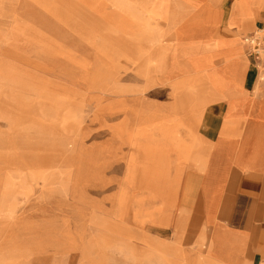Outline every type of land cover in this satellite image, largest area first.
I'll return each instance as SVG.
<instances>
[{"label":"rangeland","instance_id":"obj_1","mask_svg":"<svg viewBox=\"0 0 264 264\" xmlns=\"http://www.w3.org/2000/svg\"><path fill=\"white\" fill-rule=\"evenodd\" d=\"M62 4L0 0V264H158L147 258L162 243L184 256L169 261H192L191 219L174 227L181 177L175 201L140 224L146 204L161 206L148 190L169 186L151 182L158 159L138 154L118 198L127 148L114 131L131 135L170 100L163 73L144 64L149 35L140 22L107 14L91 23Z\"/></svg>","mask_w":264,"mask_h":264},{"label":"crops","instance_id":"obj_2","mask_svg":"<svg viewBox=\"0 0 264 264\" xmlns=\"http://www.w3.org/2000/svg\"><path fill=\"white\" fill-rule=\"evenodd\" d=\"M109 1L120 10L133 4ZM142 1L159 34L144 64L163 73L170 100L145 112L131 135L114 131L127 148L118 197L126 192L137 155L151 153L163 173L152 183L161 190L166 184L167 194L175 196L181 177L177 217L185 224L191 219L194 227L195 257L179 264H196L198 255L212 264H264V60H255L243 42L264 25V0ZM132 7L134 13L139 9L137 3ZM161 196L164 191L148 190L146 197ZM168 220L162 213L157 221L163 226ZM159 245V253L148 254L150 262L169 254L184 259L175 247Z\"/></svg>","mask_w":264,"mask_h":264},{"label":"bare ground","instance_id":"obj_3","mask_svg":"<svg viewBox=\"0 0 264 264\" xmlns=\"http://www.w3.org/2000/svg\"><path fill=\"white\" fill-rule=\"evenodd\" d=\"M61 2L63 3L62 5L63 6H65L66 8H69L70 9V11L71 12H73V13H76V14H81V15H83V16H85V17H88L89 18V20H90V18L92 17V15L94 16H98V17H104V16H107V14H111L112 16H114V17H119V15H122V16H124L125 18V20L129 17V19L128 20H132V19H134V20H140L141 21V24L143 25L141 28H142V33H141V35H149L148 37H147V40H148V43H149V46H151V45H153L154 44V40L156 39L155 38V35H159L154 29H152L151 28V25H150V21H149V18L151 17V14H148V12H147V8H145L144 6H145V4H144V1H142V0H132V2H133V4H136L137 3V6H139V9H138V11L136 12V13H134L132 10V6H133V4H131V3H127L126 4V7H123V10H120V9H118V8H115V7H113L112 5H111V3H110V1L109 0H107V2H108V5H109V7H108V9H106V8H104V7H100V8H96V10L95 9H93L92 7H87V6H83V5H77V4H74L73 3V1L72 0H61ZM140 4H144V6L143 5H140ZM132 7V8H131ZM88 9H90V10H92V12L91 11H89ZM145 13H146V16H147V18H146V21H145V18H144V16H145ZM199 13V12H198ZM143 18H144V21L145 22H143L142 20H143ZM189 19V18H188ZM188 19L186 20V22L188 21ZM190 19H192V17H190ZM91 23H93L92 21H91ZM102 27H103V25H102ZM107 29V31H110L108 28H106ZM37 35V34H36ZM5 122V121H4ZM3 144V143H2ZM145 144V143H144ZM143 144V145H144ZM4 146V145H3ZM148 147V146H147ZM141 150V149H140ZM152 150V149H151ZM174 152V151H173ZM9 158V157H8ZM147 158V157H146ZM148 158H150V157H148ZM8 160V159H7ZM146 162V161H145ZM151 162V161H150ZM154 162V161H153ZM181 163V162H180ZM177 165H179V164H177ZM184 165V164H183ZM144 167H146V173H148V170H149V167H148V165H144ZM153 167H154V165H153ZM151 168H152V166H151ZM159 168V167H158ZM183 168V167H182ZM154 169V168H153ZM157 169V168H156ZM152 171V170H151ZM154 171H156V170H154ZM154 171L153 172H151V174L152 173H154ZM158 171V170H157ZM156 173V172H155ZM178 173H180L179 172V170H178ZM25 174H26V172H25ZM165 174V173H164ZM168 174V173H167ZM177 174V173H176ZM163 175V173L160 175V176H162ZM159 176V175H158ZM166 176V175H165ZM164 176V177H165ZM152 177V176H151ZM151 177H149L148 176V179H150ZM154 178H155V176H154ZM27 179V178H26ZM152 179V178H151ZM176 179V178H175ZM165 181V180H164ZM47 182V181H46ZM152 182V181H151ZM30 184V183H29ZM31 185V184H30ZM151 185H153V184H151ZM165 185V184H164ZM174 185V184H173ZM161 186V185H160ZM211 186V185H210ZM33 187V186H32ZM156 187V186H155ZM154 188V187H153ZM157 188V187H156ZM159 189V188H158ZM161 189V188H160ZM174 190V189H173ZM208 190V189H207ZM162 191H163V189H162ZM176 191V190H175ZM233 192V191H232ZM208 193V192H207ZM210 193V192H209ZM6 194V193H5ZM70 194V193H69ZM124 194V192H123V190H121V193H120V195H119V201H120V196H122ZM2 197H8L7 195H1ZM35 196V195H34ZM18 197V196H17ZM21 198V197H20ZM33 198V197H32ZM160 198V201H161V206L158 208V207H155V206H153V204H150V206L149 205H145V208H144V210H145V214H144V217H141L140 219H139V223L140 224H149V219L154 215V214H157V213H159L160 211H161V209L162 208H164L165 206H166V204L167 203H170V202H173V201H175V199L173 198V196H171V195H169V194H165V196H161V197H159ZM19 199V198H18ZM24 200V199H23ZM30 200V199H29ZM152 200H154V199H152ZM239 200V199H238ZM167 201V202H166ZM23 203V202H22ZM47 203V202H46ZM238 203V202H237ZM234 204V203H233ZM241 204V203H240ZM28 205V204H27ZM242 205V204H241ZM232 206V205H231ZM240 206V205H239ZM241 207V206H240ZM245 207V206H244ZM20 208V207H19ZM149 208H151V210L149 209ZM198 208V207H197ZM201 208V207H200ZM234 208H236L235 206H234ZM249 208H251V207H249ZM251 211V210H250ZM249 212V211H248ZM224 213H226V211L224 212ZM250 213V212H249ZM250 214H252V211H251V213ZM225 216V215H224ZM240 216V215H239ZM227 217H228V215H227ZM242 217H245V215L244 216H241V218ZM234 218H236V216H234ZM240 218V219H241ZM245 219V218H244ZM181 221H183L181 218H180V220H176V222H175V228H176V230H180V227L182 226V223L183 222H181ZM233 221H235V220H233ZM242 221V220H241ZM245 221V220H244ZM239 222H240V220H239ZM229 223V222H228ZM233 223V222H232ZM242 223V222H241ZM208 224V223H207ZM235 225V224H234ZM228 226H231V225H228ZM242 225H240V227H241ZM223 227V226H222ZM239 227V228H240ZM241 230H242V228H240ZM234 230V229H233ZM233 232V231H232ZM236 233H237V231H236ZM241 234V233H240ZM169 247H172V246H170L169 245ZM124 254V253H123ZM157 257V263L158 264H179V262H175V261H173V262H171V261H169V256H165V255H159V256H156ZM131 258V257H130ZM147 260H149V258H147ZM196 264H212L211 263V259L206 255V256H202V255H198L197 256V259H196Z\"/></svg>","mask_w":264,"mask_h":264},{"label":"built area","instance_id":"obj_4","mask_svg":"<svg viewBox=\"0 0 264 264\" xmlns=\"http://www.w3.org/2000/svg\"><path fill=\"white\" fill-rule=\"evenodd\" d=\"M250 55L255 60H264V25L243 37Z\"/></svg>","mask_w":264,"mask_h":264}]
</instances>
